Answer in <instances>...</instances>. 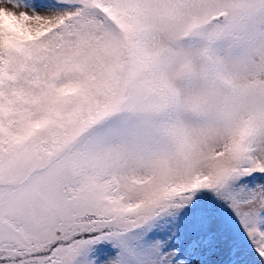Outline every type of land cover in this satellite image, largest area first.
Listing matches in <instances>:
<instances>
[{"label": "rangeland", "instance_id": "374dc122", "mask_svg": "<svg viewBox=\"0 0 264 264\" xmlns=\"http://www.w3.org/2000/svg\"><path fill=\"white\" fill-rule=\"evenodd\" d=\"M2 11L56 29L3 50L0 264H92L105 241L117 264H181L199 242L224 264L244 230L258 237L264 0H0Z\"/></svg>", "mask_w": 264, "mask_h": 264}, {"label": "trees", "instance_id": "16d2710c", "mask_svg": "<svg viewBox=\"0 0 264 264\" xmlns=\"http://www.w3.org/2000/svg\"><path fill=\"white\" fill-rule=\"evenodd\" d=\"M36 1V0H29ZM55 30L54 23H48L45 25L37 26L27 23L24 16H17L14 14H7L0 12V79L5 68L6 56L3 50L6 45L14 40H29L31 38L47 37L51 35ZM11 221V220H10ZM95 233H97L95 231ZM214 237L209 238L208 242L213 243L215 241L217 233H214ZM244 240V241H243ZM57 241V243H55ZM54 242L45 243V245H52V248L58 247L62 243L61 238H58ZM235 248L238 254H235L231 264H264V218L258 228V237L249 236L244 230L241 237L235 241ZM244 245L241 247L240 244ZM211 247L207 246L206 242H199L196 246L188 248V250L182 255V264H191V262L199 258L203 262L209 263L211 261ZM118 250L111 244L102 243L96 247L92 252L93 263L92 264H117ZM226 258V257H225ZM228 260H224V264H227Z\"/></svg>", "mask_w": 264, "mask_h": 264}, {"label": "water", "instance_id": "95a60500", "mask_svg": "<svg viewBox=\"0 0 264 264\" xmlns=\"http://www.w3.org/2000/svg\"><path fill=\"white\" fill-rule=\"evenodd\" d=\"M227 85V83H225Z\"/></svg>", "mask_w": 264, "mask_h": 264}]
</instances>
